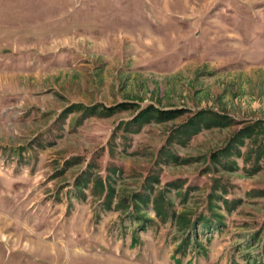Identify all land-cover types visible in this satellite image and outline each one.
<instances>
[{"label":"rangeland","instance_id":"rangeland-1","mask_svg":"<svg viewBox=\"0 0 264 264\" xmlns=\"http://www.w3.org/2000/svg\"><path fill=\"white\" fill-rule=\"evenodd\" d=\"M0 264H264V0H0Z\"/></svg>","mask_w":264,"mask_h":264},{"label":"trees","instance_id":"trees-1","mask_svg":"<svg viewBox=\"0 0 264 264\" xmlns=\"http://www.w3.org/2000/svg\"><path fill=\"white\" fill-rule=\"evenodd\" d=\"M135 106H136L135 104H131V103H121V104H119L117 106H113L111 108H105L104 111H106L108 114H114L115 112H117L119 110L133 109V108H135ZM92 110L94 112L95 107H93ZM184 112L185 111H181V110H176V111L167 110V111H165V110L158 109V108L151 105V106H148L146 108L141 109L138 112V115L134 121L138 122L140 120H143L144 122H147L151 119H156L158 122H165V121H169V120H173V119L177 118L178 116H180ZM190 121L187 124H189ZM244 131H246V133L248 135H252L251 126L244 128ZM108 195H110V194H108Z\"/></svg>","mask_w":264,"mask_h":264}]
</instances>
